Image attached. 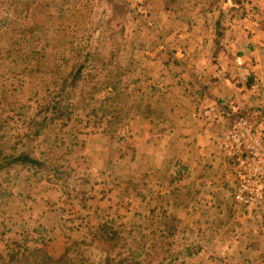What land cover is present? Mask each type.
I'll list each match as a JSON object with an SVG mask.
<instances>
[{"label":"rangeland","instance_id":"374dc122","mask_svg":"<svg viewBox=\"0 0 264 264\" xmlns=\"http://www.w3.org/2000/svg\"><path fill=\"white\" fill-rule=\"evenodd\" d=\"M10 1L0 3V19ZM242 1L246 0L21 1L26 10L21 15H10L0 30V124H6L5 131L10 136L23 131V120L32 109L45 104L62 85V78L77 71L79 65L85 66L79 85L86 89L102 87L96 95L101 105L112 98L103 74L109 69L115 71L119 65V73H126L119 85L128 98L151 99L161 109L170 108L171 122L177 121L182 134L167 154L152 153L155 168L141 171L137 162L132 167L126 165L136 151L128 123L137 116L147 119L145 116L129 114L112 131L106 128L105 121H99L101 110L91 116L89 111L74 108L71 122L63 131L56 129L44 136L45 143L36 142V155L42 161L46 158L47 164L32 177L22 174L19 184L11 188L14 197L0 209V264L12 250L21 253L25 248H41L53 257L73 258L71 246L97 232H122L136 239L145 233L146 262L264 264V201L241 205L234 200L236 159L220 148L221 135L231 123V101L244 114L259 113L252 115L253 110H246L243 105V96L252 91L231 82L237 92L230 97L212 98L216 102L206 101L201 113L193 117V97L187 96L181 108L173 110L172 96L166 92L163 95L158 87L163 61L173 65L171 76L177 74L181 65L175 54L182 60L188 48L171 39L169 30L181 29L184 24L188 29H197L193 34H204L211 40L220 14L221 23L229 10L240 16L242 11L229 5ZM234 69L233 66L224 72L231 81ZM171 81L178 79L173 77ZM251 83L257 80L253 77L248 81ZM198 97L195 106L201 95ZM72 101L79 104L77 98ZM209 107L219 116L214 122L203 115ZM197 119L203 130L209 129L203 137H198L194 124L191 125ZM155 120L152 121L160 126L166 125V121H160L165 118ZM93 136L95 143L100 144L95 148L112 154L105 159L103 168L101 163L92 165L90 157L78 152ZM164 154L171 160L165 159ZM162 164L170 167L165 173L169 186H154L163 180L158 169ZM46 181L51 184H44ZM174 181L181 182V188L172 190ZM51 185L63 195L59 196L60 208L55 200H49L56 205L52 211L64 212L62 217L57 215L60 229L54 237L53 233L44 232V224L50 225L52 216L44 224L34 218L38 211L50 209L44 196L52 190ZM111 190L120 200L118 205L110 201L102 206L104 211L93 213L99 203L91 197H106ZM132 194L139 199L127 205L126 198ZM130 245L136 247L137 243L134 245L131 240ZM187 252L193 256L188 257ZM85 254L92 256L87 251ZM101 257L105 264L112 263L110 256Z\"/></svg>","mask_w":264,"mask_h":264},{"label":"crops","instance_id":"0c3cea01","mask_svg":"<svg viewBox=\"0 0 264 264\" xmlns=\"http://www.w3.org/2000/svg\"><path fill=\"white\" fill-rule=\"evenodd\" d=\"M233 10L238 12L242 11L240 16L236 15L235 12H229L226 16L224 22L221 24V33L219 37L218 45L214 44L215 33L213 32V38L208 40L204 37V34H199L193 32L197 31L194 27H190L189 29L183 24L185 27L173 28L169 30L170 38L177 40L182 43L185 47L188 46L186 50V54L182 55L185 57L184 59H180L175 54V59L180 63L181 67L179 68V72L171 76V67L173 65L169 63L168 60L163 61L161 66V83L158 85L160 90L163 92V95H166L171 99V104L173 105V110L181 108L183 103L186 100V97L190 95L195 99L193 106L195 109L192 111L191 115L196 117L197 114L201 113L202 107L206 103V101L216 102L215 98H220L222 95L224 96H232L237 89H234V86L230 83H226L222 80V76L226 75L224 72L235 68V63L237 58H241L242 61H245L250 69L252 76L257 80V83L248 84L247 91H252L250 95H244L243 106L245 109L253 110L250 113L253 115L257 112H264V0H246L242 2H237V4H233ZM187 58H189L187 60ZM157 60H160L158 57ZM188 62V65L186 64ZM178 67V66H177ZM233 76L235 77V69L233 70ZM173 77H177L178 81H171ZM250 80H252V78ZM152 88V87H151ZM154 88V87H153ZM157 90L156 88H154ZM199 95H201L200 100L197 103L196 100L199 99ZM214 98V100L212 99ZM233 102V101H231ZM238 105L236 102H234ZM214 104V103H212ZM239 107V106H238ZM197 108V109H196ZM246 109V110H247ZM170 108H165V120H160L161 122L166 121V125L160 126L158 123H155L151 119H145L143 117H135L129 120L128 130H131V142L132 146L136 149L135 154L130 157V160L126 163L127 167L131 166L137 162V168L142 166L141 171L147 170V168H155L153 164V156L152 153L162 152L166 154L170 152V150L174 147L175 142H179L180 134L182 131L178 130L177 121L173 120L170 117ZM173 112V111H172ZM191 121V125L194 124L195 134L198 137H203V135L207 134L206 131L203 130L202 125H200V120L197 119ZM204 120V119H203ZM159 122V121H158ZM160 122V124H161ZM164 123V122H163ZM202 124V122H201ZM154 127V128H153ZM193 127V128H194ZM201 130L202 133L198 132ZM95 136L89 138V141L86 142L84 146H82L78 152H81L83 156L90 157L93 162L92 165L98 166L101 163V168L105 165V159L111 156V151L107 154L105 151H99L95 148L100 147V144L95 143ZM205 143V142H204ZM180 144H185L183 141ZM154 152V153H155ZM164 154L163 157L166 155ZM116 155V154H115ZM128 158V157H127ZM170 157L165 156V159ZM157 157H155V160ZM140 160L142 161V165H140ZM174 162L172 161V164ZM171 164V165H172ZM159 166L158 169L161 174L163 180L155 182L154 186L157 184L169 186V182L166 180L165 173L170 171V167ZM165 170V172H164ZM44 184H51L50 181H46ZM52 190L48 191V195L44 196L45 200L49 202V200H55L57 206L60 208L62 206V199L58 194V190L55 185H51ZM181 182H173L172 190L174 188H181ZM59 189V188H58ZM60 190V189H59ZM56 191V194L54 192ZM115 190L107 191V196L100 194H95L92 200L99 203V206L95 208L93 213L98 215L103 210L102 206L104 204H113L118 205L120 202L119 198L114 195ZM137 195H130L126 198L127 205L130 203H135L138 201ZM44 200V201H45ZM111 201V203H110ZM49 210H41L35 213V220L37 223H43L49 221L48 218L50 216V225L45 223L44 232L45 234L53 233V237L57 234L59 225L56 223V220H59L57 215L62 217L64 212L62 213L52 211L53 207L56 208V205L51 203ZM53 205V206H52ZM112 210H115L113 208ZM74 210H71V212ZM91 213V211L87 212ZM52 218V219H51ZM44 234V235H45ZM46 236V235H45ZM49 236V235H48ZM59 241V237L57 236ZM34 239H36L34 237Z\"/></svg>","mask_w":264,"mask_h":264},{"label":"trees","instance_id":"16d2710c","mask_svg":"<svg viewBox=\"0 0 264 264\" xmlns=\"http://www.w3.org/2000/svg\"><path fill=\"white\" fill-rule=\"evenodd\" d=\"M3 1L5 0H0V3ZM21 1H10L9 9L0 19V30L7 23L10 15H21L26 10ZM232 6L229 5L231 9H233ZM229 12L231 11L229 10ZM221 20L222 14L214 25L215 45H218L219 42ZM116 66L115 71L109 69L103 74L104 80L106 79L104 84L107 85L112 94L110 102L106 105H101L96 99V95L102 90V87L94 86L86 89L79 85L85 68L84 65H79L77 71H73L67 77L62 78V85L58 86V89L54 91V94L49 97L45 104H38L32 109L30 116L23 120L24 129L22 132L10 136L5 131L6 124H0V209L14 197L11 188L19 184L18 182L23 177L22 174H26V178L32 177L47 164L46 158L42 161L36 155L38 147L36 142L41 140V144H43L46 142L45 135L56 129L58 132L63 131L71 122L70 115L74 108L89 111L91 116L98 115L101 110L102 114H100L99 121H105L108 124L106 128L112 131L118 127L122 118L129 114L143 115L154 121L165 118V108L161 109L158 104L152 102L153 100H130L128 98V94L124 93L125 91L119 85L122 82L121 78L126 73H119L121 67ZM74 98L78 99L79 104L74 105L72 101ZM145 235L142 233L136 239L132 234H127L126 237L122 232H115L111 235L103 232L92 233L90 237H86L71 246L72 251L70 252L75 254L73 258L64 255L53 257L41 248H25L21 253L12 250L3 264H105L107 262L104 257H101L102 255L110 256L111 264H165L164 262H146L148 250L146 249L147 239H145ZM131 240H133L134 245L137 243L136 247L130 245ZM83 247L86 250H83ZM92 250L96 253L94 254ZM86 251L92 256H87ZM96 254L99 256L98 259H96ZM187 256L192 257L193 253L187 252Z\"/></svg>","mask_w":264,"mask_h":264},{"label":"built area","instance_id":"2783aa9c","mask_svg":"<svg viewBox=\"0 0 264 264\" xmlns=\"http://www.w3.org/2000/svg\"><path fill=\"white\" fill-rule=\"evenodd\" d=\"M252 74L245 61L236 59L234 80L222 76L226 83L247 89ZM230 127L221 135L220 148L236 159L233 197L241 205L264 201V112L255 116L244 114L231 102ZM207 121H216L218 115L213 107L204 110Z\"/></svg>","mask_w":264,"mask_h":264}]
</instances>
